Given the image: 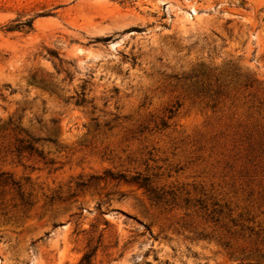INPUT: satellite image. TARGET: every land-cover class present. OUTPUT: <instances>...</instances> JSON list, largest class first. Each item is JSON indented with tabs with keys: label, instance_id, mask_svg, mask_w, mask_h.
I'll return each instance as SVG.
<instances>
[{
	"label": "rangeland",
	"instance_id": "374dc122",
	"mask_svg": "<svg viewBox=\"0 0 264 264\" xmlns=\"http://www.w3.org/2000/svg\"><path fill=\"white\" fill-rule=\"evenodd\" d=\"M87 253L264 264V0H0V264Z\"/></svg>",
	"mask_w": 264,
	"mask_h": 264
},
{
	"label": "trees",
	"instance_id": "16d2710c",
	"mask_svg": "<svg viewBox=\"0 0 264 264\" xmlns=\"http://www.w3.org/2000/svg\"><path fill=\"white\" fill-rule=\"evenodd\" d=\"M23 148L27 149V150H32L33 147L30 143H27ZM91 253H87L82 257V262L84 264H89V257H90Z\"/></svg>",
	"mask_w": 264,
	"mask_h": 264
}]
</instances>
